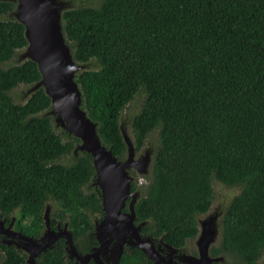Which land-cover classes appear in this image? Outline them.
<instances>
[{
    "label": "trees",
    "instance_id": "obj_1",
    "mask_svg": "<svg viewBox=\"0 0 264 264\" xmlns=\"http://www.w3.org/2000/svg\"><path fill=\"white\" fill-rule=\"evenodd\" d=\"M78 1L61 23L75 63L91 66L74 76L80 107L118 159L126 152L119 117L135 97V149L156 137L135 205L137 218L149 221L142 231L181 247L197 234L214 186L236 188L210 250L224 264H255L264 253V0ZM14 7L0 1V217L17 211L15 228L38 237L51 202V222H67L85 252L96 244L92 218L102 213L87 186L91 156L77 151L58 162L73 155L78 138L56 131L42 87L23 101L13 96L40 78L30 59L12 62L26 45ZM64 247L57 240L36 264H67ZM0 264H26L25 255L0 243ZM118 264L148 262L136 249Z\"/></svg>",
    "mask_w": 264,
    "mask_h": 264
},
{
    "label": "water",
    "instance_id": "obj_2",
    "mask_svg": "<svg viewBox=\"0 0 264 264\" xmlns=\"http://www.w3.org/2000/svg\"><path fill=\"white\" fill-rule=\"evenodd\" d=\"M15 3L10 16L14 17L24 27L26 45L22 48L18 60L30 59L36 63L40 78L28 89L32 93L42 87L44 93L50 99V108L47 114L53 116L55 126L79 139L74 154L77 151H85L90 154L95 170V184L100 188L102 209L104 216L94 226V233L98 240V246L88 253H78L73 245L71 233L67 230L65 223L62 228L53 231L49 228L48 212L46 206L43 218L45 219L46 231L38 237L24 235L20 232H12L9 227L3 228V221L0 220V233L6 237L1 243L15 244L28 253L27 264H36V259L41 252L51 248L52 244L60 237L65 241V250L70 258H75L81 264H87L92 259L96 264H104L100 259L99 252H104L111 240H115L113 248V259L111 264H117L122 253V247L126 240V233L132 232L135 238L140 225L134 227L133 208L124 218L121 212L124 201L132 197L133 204L137 192L130 191V183L133 180L128 175L127 169L134 167L136 172L147 175L151 162V148H143L140 157L134 159L135 149L131 137L123 131L119 125L122 140L126 147V157L117 160L111 151L101 143L96 131V123L87 117L85 111L80 107L81 92L74 76L77 71L85 69V64L75 63L68 44L62 34L61 13L66 7L63 0H0ZM26 92V94H27ZM221 211L216 208L201 218H196L197 234L195 244L198 249V264H210L222 260V256L210 257V245L216 241L219 233V217ZM199 220L201 223L199 224ZM13 219H11L12 223ZM10 232V233H9ZM8 236H11L9 238ZM19 239L21 243L15 241ZM137 239V237H136ZM130 241L126 243L129 244ZM138 248L152 260L151 264H159L156 259L153 241L150 238H139ZM171 247V246H170ZM264 258V257H263ZM108 263V261H107Z\"/></svg>",
    "mask_w": 264,
    "mask_h": 264
},
{
    "label": "flooded vegetation",
    "instance_id": "obj_3",
    "mask_svg": "<svg viewBox=\"0 0 264 264\" xmlns=\"http://www.w3.org/2000/svg\"><path fill=\"white\" fill-rule=\"evenodd\" d=\"M66 135H67V132H66ZM75 147H76V145H75ZM143 148H144V146H142L141 148H139L138 150H136L135 147H134V149H135L134 159H137L138 157L141 156L140 155V152L143 150ZM74 150H75V148L73 149V155L75 156L76 154H74ZM125 157H126V152H125L124 158L118 159L116 157V159L117 160H123V159H125ZM91 160H92V158H91ZM127 173H128L129 176H131L133 178V180L130 183V191L131 192H137V195L135 197V200H134L133 204H131V205H130V203H131L132 197H130V196L127 197L126 200L124 201L123 207L120 210L124 214V218H126V216H127L126 214L129 212L130 207H132L133 208V211H134V219L132 220V225L134 227L140 225V229L137 230V233H136L135 238L133 237V233L132 232H127L126 233V240H125V243H124V245L122 247V253H121V255L123 254V252H126V253H134L136 251V249L140 250L138 248V244H137L139 242V238L144 239V238H147L148 237V238L151 239V241H153L154 249L156 250L155 256H156V259L158 261H160L159 264H198L196 258L198 257L199 253H198L197 246L195 244L196 235H195V237L193 239H191L193 241V245L192 246H189L188 243L186 242L181 247H174V246L168 244L167 242H165L163 240L162 236H153L150 233H145V232L142 231V227H144L145 225H147L149 221L148 220H140V219L137 218L136 213H135V205L139 201V199L141 198V196L143 195L142 190L140 189V184H141L140 179L142 177H144V176L139 175L136 172V170L134 169V167L128 168L127 169ZM87 186L93 187L95 189V191L97 192V194L100 196V205H101V211H102V213H101V215H96V217H93L92 218L93 227H92V230H91L90 234L92 235V238H94L96 240V244L91 245L89 247L88 251H85V252L79 251L77 249V247L75 246V244L73 242V239H72L73 245L75 246L77 252L78 253H81V254L82 253H88V252L91 251V249H93L94 247H97L99 245L98 244V240L96 239V236H95V233H94V226H95V224L97 222H100L102 220L103 216H104V210L102 209V203H101L100 188L95 184V174H94V176L92 177L91 181L88 183ZM131 187H133V189ZM46 206L49 207L48 222H49V228L51 230L57 231L58 229L62 228V226L65 223L67 224V222H63V223L60 224V222L58 220L55 223H52L51 222V217L50 216H51V213H52V211L54 210L55 207H53V205H52L51 202H48V203H46L44 205V208H43V212H42L43 229H42L41 234L38 237L42 236L45 233L46 229H47L46 226H45V219L43 218V213H44V210H45V207ZM17 218H18V215L16 217L15 215H13V213H11V215H9V218L8 219H6L5 216L0 217V220H4L3 221V228H2V230H4V228H6V227H9V230L12 231V232H15V233L16 232H20V233L24 234L21 230H18V229L15 228V223H16ZM11 219H13L12 223H11ZM200 223H201V221L199 220V224ZM67 230H69L68 229V226H67ZM24 235H27V234H24ZM27 236H29V235H27ZM218 236H219V233L217 235L216 241L213 242L210 245V248H209V255H210V257L222 256V255H212L211 254V250H210L211 249V246L217 243ZM3 237H6L5 233H0V243H1V239ZM8 237L11 238V236H8ZM38 237H33V238H38ZM136 237H137V239H136ZM71 238H72V234H71ZM59 239H62L63 243L65 244V241H64V239L62 237L58 238L57 240H59ZM15 241H18V243H21L19 239H15ZM127 241H130L129 244L126 243ZM53 244H52L51 248L53 247ZM114 244H115V240H111L109 242V244L107 245V249H105L104 252H101V253L99 252L98 253L99 256H100V259L104 262V264H111V262H112L111 260L113 259V248L112 247L114 246ZM10 245H12L16 249H20L22 251V253L25 255V262H26V258L28 256V253L25 252L21 247H16L15 244H13V243L10 244ZM10 245H8V246H10ZM65 246H66V244H65ZM51 248H47V249H51ZM65 252H66V250H65ZM39 255H38V257H39ZM66 255H67V259L70 260V262H68L67 264H81L79 261L77 262L75 258H70L68 256V253L67 252H66ZM263 255H264V253L260 256V258L257 260V262L255 264H264V258H262ZM144 256L146 257L148 264H151L152 263V260L150 258H148L145 254H144ZM107 261H108V263H107ZM118 262H119V260H118ZM214 263L224 264V258H223V256H222V260H220L218 262H211L210 264H214ZM87 264H96V263H94V261L92 259H89V261L87 262Z\"/></svg>",
    "mask_w": 264,
    "mask_h": 264
},
{
    "label": "rangeland",
    "instance_id": "obj_4",
    "mask_svg": "<svg viewBox=\"0 0 264 264\" xmlns=\"http://www.w3.org/2000/svg\"><path fill=\"white\" fill-rule=\"evenodd\" d=\"M63 2H64V5L66 7H74V6L79 5L80 1H78V0H63ZM21 51H22V49H20L16 53V55L13 58L12 62H16V63L19 62L18 56H19ZM85 67L86 68H91V66L89 64H85ZM29 87L24 86V85H18L14 89L13 96L16 98V101H19V100L23 101L27 96H29L30 93L27 92V89ZM26 92H27V94H26ZM138 107H139V100L137 99V97H135L134 100H132L131 102H129L125 106V108L122 110V112L120 114V117H119V125L122 127L123 131H125L131 137V139H132V135H131V131H130L131 130V118L138 111ZM51 117H52V123H53L54 128L57 129L56 131L58 133L62 134L61 133V128L58 127V126H55V123H54V120H53V116H51ZM155 139H156L155 134H151L150 137L145 142V144L143 145L144 148L145 147H147V148L149 147V148H151V151H153V146L152 145L155 143ZM74 159H75L74 155L68 154V155L62 156L57 161L61 162V163H64V164H68ZM148 173H149V171H148ZM148 173H147V175H148ZM142 179H143V177L140 179L141 182H142ZM144 182H145V179H143V183ZM237 192H238V189H236V188H228V187H225L223 185L214 186V198H213L211 207L208 210V212H212L216 208H218L219 211L223 212V210L226 207V205L229 202V200L234 195H236ZM52 205L54 207V204H52ZM206 213H204L202 215H199V216H196V218H201ZM13 215H15L17 217L18 212L14 211ZM187 243H188L189 246L193 245V241L192 240L187 241ZM263 257H264V255H263Z\"/></svg>",
    "mask_w": 264,
    "mask_h": 264
}]
</instances>
